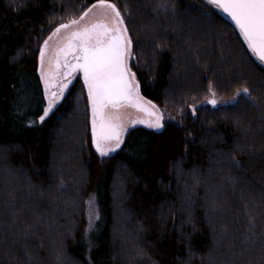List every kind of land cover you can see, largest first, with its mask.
<instances>
[{"label":"trees","instance_id":"trees-1","mask_svg":"<svg viewBox=\"0 0 264 264\" xmlns=\"http://www.w3.org/2000/svg\"><path fill=\"white\" fill-rule=\"evenodd\" d=\"M97 1L0 0V264H264V63L208 0H105L177 119L100 155L79 74L40 120V45Z\"/></svg>","mask_w":264,"mask_h":264},{"label":"snow or ice","instance_id":"snow-or-ice-1","mask_svg":"<svg viewBox=\"0 0 264 264\" xmlns=\"http://www.w3.org/2000/svg\"><path fill=\"white\" fill-rule=\"evenodd\" d=\"M208 2L230 16L248 42V46L264 62V0H208ZM100 6L112 9L115 14L113 27L108 28L105 25L98 24L93 25L92 28L73 32L67 48L72 52H76L78 48L79 55H74L77 63L70 66L67 63L65 64V67L83 72L84 81L88 87L89 97L93 105V143L96 145L97 150H100L102 139L115 140L117 142L116 147H119V142L122 139V131L119 126L110 124L106 126L103 121L100 124L101 131L97 134L95 117L100 110L108 103L115 104L120 98L129 100L134 104L141 99L136 92L138 85L134 86L132 83L135 76L130 74V70L125 63V56L131 55L132 42L127 39V29L123 27L124 19L121 18V13L115 5L106 4L105 0H100ZM71 23L74 24L77 21ZM67 27L68 25L61 24L56 32L58 33L61 28ZM77 40L79 41L78 45L74 43ZM43 51L41 49V57H43ZM69 74L70 72L65 73V75ZM66 87L67 85H62L59 93H52L54 99L50 100L48 106L44 109V114L40 117L41 121L53 110L56 100L59 95L63 94ZM241 92L245 96L249 95L248 89H242ZM210 103L215 104L216 101L213 99ZM149 114L152 115L153 113ZM159 121L160 117L157 116L156 121L150 126L157 129L161 128L162 125ZM140 122L143 123V121ZM133 123H136V121H133ZM250 226L254 227V224L250 222Z\"/></svg>","mask_w":264,"mask_h":264},{"label":"rangeland","instance_id":"rangeland-1","mask_svg":"<svg viewBox=\"0 0 264 264\" xmlns=\"http://www.w3.org/2000/svg\"><path fill=\"white\" fill-rule=\"evenodd\" d=\"M106 4H113L111 2L105 1ZM114 5V4H113ZM117 9V8H116ZM83 17V19H81ZM115 14L113 13L111 8L100 6V0L97 2H94L90 4L80 15L77 17L66 21L64 23H60L56 25L53 30L46 36L44 41L40 45L39 55H38V72L40 75L41 84L44 87L45 92V101H46V107L48 106V103L50 100L54 99L52 97V93H59V90H55V87L53 85V82L49 79L48 76V69L50 65V60L52 59V56L55 53L54 46L57 45L61 39L66 38L69 36V33L71 31H74L78 29L79 27H84V25L87 24H96L102 20L107 21L106 26L108 28H112L114 24ZM72 21H77V23H71ZM97 21V22H95ZM61 24L68 25L67 28H61L60 31L57 33L56 29L60 28ZM99 24V23H98ZM55 33V34H54ZM47 42V43H45ZM92 42H95L94 40ZM41 49H43V57H41ZM129 69V68H128ZM130 70V69H129ZM130 74L132 72L130 71ZM133 85H137L136 80L133 81ZM136 92L138 93L139 97L141 98L138 102L141 104V107L135 106L132 103H120L116 105H106L103 108L102 116L97 121L96 125V132L97 134L100 133L101 128L100 124L103 121V123L107 125H117L119 126L120 130L122 131V137L124 135V132L127 128L134 126V125H144L156 130H159L157 128H154L150 126L156 121V117H160V124L162 125L164 120L166 119H177L176 116L170 115L169 112L165 111L163 108L159 107L152 101H149L141 96V94L138 91V88L136 89ZM64 93V91H63ZM62 95H59V98L56 100L54 106L58 101L61 99ZM154 106V107H153ZM147 109V111H145ZM149 113H153L150 115ZM93 114V113H92ZM93 119L94 116L91 115L90 118V128H91V135H92V143H93ZM133 121H136V123H133ZM140 121H143L141 123ZM122 140V139H121ZM121 140L119 144L121 143ZM116 141L112 139H102L100 141V150H97L96 145L93 143V146L96 150V152L100 155H107L109 153H112L117 147H116ZM106 153V154H102Z\"/></svg>","mask_w":264,"mask_h":264},{"label":"flooded vegetation","instance_id":"flooded-vegetation-1","mask_svg":"<svg viewBox=\"0 0 264 264\" xmlns=\"http://www.w3.org/2000/svg\"><path fill=\"white\" fill-rule=\"evenodd\" d=\"M97 22V21H95ZM99 25H105L107 24V21L102 20L100 22H98ZM98 23L94 24V25H98ZM93 24H87L84 25V27H79L78 29L71 31L69 33V36H67L64 39H61L60 42L55 45L54 50L55 53L52 56V59L50 60V65H49V69H48V76L49 79L53 82V85L55 87V90H59L62 85H67V87L72 84L74 82V80L77 78V76L81 73L79 70H74L72 73H70L69 75L65 76V72H67V70H69V67H65V64L67 63L69 66L72 64V62L76 61L74 59V55H78L79 54V50L77 48L76 52H72L71 50H69L67 48L68 44H69V40L72 36L73 32H79L82 31L85 28H92ZM75 44H79V41H74ZM94 43V42H93ZM126 59H127V55H126ZM65 89V88H64ZM126 103H132L135 106H139L141 107V104L139 102H137L136 104H134L133 102H126Z\"/></svg>","mask_w":264,"mask_h":264},{"label":"water","instance_id":"water-1","mask_svg":"<svg viewBox=\"0 0 264 264\" xmlns=\"http://www.w3.org/2000/svg\"><path fill=\"white\" fill-rule=\"evenodd\" d=\"M221 10V9H220ZM222 12H223V10H221ZM234 24H235V22L230 18V16L228 15V14H226L225 12H223ZM235 26H236V24H235ZM237 27V26H236ZM238 28V27H237ZM238 30H239V28H238ZM240 31V30H239ZM240 33H241V31H240ZM241 35L243 36V34L241 33ZM243 38H244V36H243ZM245 39V38H244ZM246 41V40H245ZM247 42V41H246ZM247 44H248V42H247ZM250 48V47H249ZM251 49V48H250ZM251 51L253 52V54L255 55V57L258 59V60H260L259 59V57H258V54L256 53V52H254L252 49H251ZM79 55V54H78ZM261 61V60H260ZM262 62V61H261ZM75 63H77V61H74V62H72V64H75ZM125 63H126V65H127V62H126V56H125ZM264 63V62H263ZM71 64V65H72ZM128 68V67H127ZM75 70H78V69H75ZM74 70H72V69H70V67H69V70H67V72H65V73H72ZM80 71V70H79ZM80 73H81V76H82V78H83V80H84V76H83V72L82 71H80ZM65 75V74H64ZM65 76H67V75H65ZM84 83H85V81H84ZM132 83H134V82H132ZM85 85H86V83H85ZM86 88H87V92H88V87H87V85H86ZM88 97H89V92H88ZM89 102H90V104H91V109H92V113H93V105H92V101H91V99H90V97H89ZM126 102H130L129 100H126V99H123V98H120V99H118L116 102H115V104H112V103H108V104H106V105H116V104H120V103H126ZM105 105V106H106ZM104 108V107H103ZM103 108L100 110V112H99V114L95 117V119H96V121H98L100 118H101V116H102V111H103ZM94 116V115H93Z\"/></svg>","mask_w":264,"mask_h":264}]
</instances>
